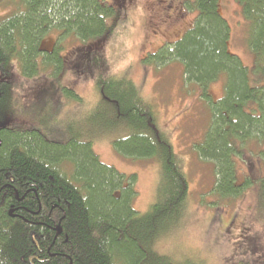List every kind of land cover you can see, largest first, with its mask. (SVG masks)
I'll list each match as a JSON object with an SVG mask.
<instances>
[{"label": "trees", "instance_id": "obj_1", "mask_svg": "<svg viewBox=\"0 0 264 264\" xmlns=\"http://www.w3.org/2000/svg\"><path fill=\"white\" fill-rule=\"evenodd\" d=\"M7 1L13 2L0 0V5ZM16 1L13 9L0 13V264H206L197 256L177 261L158 250L159 242L173 238L184 223L189 183L168 131L127 75L97 78L107 107L95 118L103 122L95 128L120 135L112 147L123 158L158 163L156 201L146 212L133 207L136 175L127 177L102 163L90 141L77 135L49 141L44 132L62 139L60 127H27L9 117L17 81L56 76L64 63L63 42L105 38L122 18L123 0L119 9L108 0ZM231 1L238 8L240 43L250 67L229 49L232 33L221 13L222 0H167L171 13L194 18L179 38L146 58L157 66L180 63L185 85L205 102L209 120L194 149L214 169L208 193L217 206L241 199L249 186L264 179L249 173L237 180L242 157L254 169L251 156L264 166L259 156L264 158V0ZM52 32L57 37L47 48ZM216 83L222 95L214 99L209 87ZM56 91L49 83L39 92L53 99ZM247 236L242 238L252 243L244 249L252 255L235 263L261 264L253 251L254 236Z\"/></svg>", "mask_w": 264, "mask_h": 264}, {"label": "rangeland", "instance_id": "obj_2", "mask_svg": "<svg viewBox=\"0 0 264 264\" xmlns=\"http://www.w3.org/2000/svg\"><path fill=\"white\" fill-rule=\"evenodd\" d=\"M108 1L119 9V0ZM16 2L7 1L0 5L1 15L13 9ZM123 2L122 18L105 38L88 44L70 39L63 42L61 55L64 63L56 76L22 78L17 81L19 88L16 87L14 92L15 108L7 109L10 110V119L13 117L14 123L26 124L27 127L38 128L37 123H44L50 128L60 127L62 139L52 138L53 134L49 131L44 132L43 136L49 141L64 140L73 135H77L81 141H90L102 163L127 177L136 175L134 188L137 195L133 207L138 212H146L156 201L160 175L158 163L153 160L133 161L123 158L112 147L113 140L120 135L101 134L95 128L103 123L95 118H101L103 108L107 107L103 105V95L96 86L97 78H120L127 75L138 87L142 99L156 112L158 124L168 131L174 152L180 158L179 162L189 183V205L184 223L171 235L173 238L159 242L158 250L177 261L197 256L206 264H236L238 260H249L252 255L244 249V238L248 235L254 236L253 251L261 257L260 263L263 264L264 179L249 186L240 200L236 198L235 202L226 205H211L215 197L208 190L214 182V169L211 164L200 161L194 149L202 141L205 122L209 120L205 102L198 99V94L190 86L185 85L180 63L157 66L146 60L148 55L179 38L194 17L178 15L177 10L171 13L172 9L167 8V0ZM221 5V13L231 27L229 49L250 67L251 58L240 43L242 26L238 21V8L231 0H222ZM107 24L110 25L109 22ZM56 37L57 33H49L44 45L51 48ZM49 83L56 85V97L43 99L39 91ZM67 90L72 91V94ZM209 93L214 99L220 98L222 85L216 83L210 86ZM18 99L28 114L23 113L25 111ZM22 114L26 119L21 118ZM115 127V131H122L119 126ZM259 156L264 161L263 156ZM250 158L253 159L255 169L251 167L247 156L237 162L239 183L249 173L253 177H264V166L255 162L258 160L256 156ZM243 224L248 230L243 229ZM251 243L246 244L249 246Z\"/></svg>", "mask_w": 264, "mask_h": 264}]
</instances>
